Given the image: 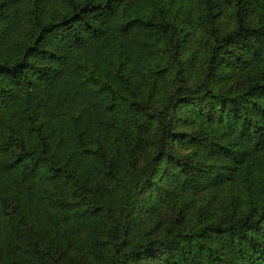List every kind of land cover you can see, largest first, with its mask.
<instances>
[{"label":"trees","instance_id":"16d2710c","mask_svg":"<svg viewBox=\"0 0 264 264\" xmlns=\"http://www.w3.org/2000/svg\"><path fill=\"white\" fill-rule=\"evenodd\" d=\"M0 264H264V0H0Z\"/></svg>","mask_w":264,"mask_h":264},{"label":"rangeland","instance_id":"374dc122","mask_svg":"<svg viewBox=\"0 0 264 264\" xmlns=\"http://www.w3.org/2000/svg\"><path fill=\"white\" fill-rule=\"evenodd\" d=\"M220 19H224V17L222 16Z\"/></svg>","mask_w":264,"mask_h":264}]
</instances>
